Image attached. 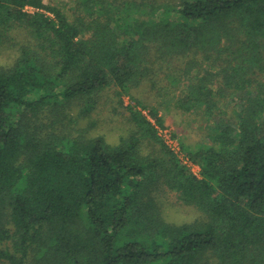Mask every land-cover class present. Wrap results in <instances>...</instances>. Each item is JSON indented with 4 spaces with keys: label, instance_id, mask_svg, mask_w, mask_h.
<instances>
[{
    "label": "trees",
    "instance_id": "obj_1",
    "mask_svg": "<svg viewBox=\"0 0 264 264\" xmlns=\"http://www.w3.org/2000/svg\"><path fill=\"white\" fill-rule=\"evenodd\" d=\"M12 46L17 59L0 68V264H264V0H75L67 11L0 0V47ZM161 70L171 91L187 78L176 106L208 125L242 96L234 121L181 142L200 176L165 144L144 151L158 140L150 118L165 122L139 92H160ZM113 87L137 131L116 145L74 136L75 102L88 111ZM164 187L206 220L168 223Z\"/></svg>",
    "mask_w": 264,
    "mask_h": 264
},
{
    "label": "rangeland",
    "instance_id": "obj_2",
    "mask_svg": "<svg viewBox=\"0 0 264 264\" xmlns=\"http://www.w3.org/2000/svg\"><path fill=\"white\" fill-rule=\"evenodd\" d=\"M46 4L60 5L65 11L70 7H74L75 0H43ZM29 11H35L33 8H29ZM20 39V38H19ZM21 41V40H20ZM18 57L17 47H0V68L13 65ZM194 56H189L188 61L194 60ZM200 62L202 57L198 58ZM183 65L182 61H176L170 67V71L174 74L179 73ZM167 68V65H164ZM206 66V64H205ZM193 73H196V69L192 68ZM169 70L163 72L161 70V75L157 76L156 83L157 87L161 91L153 90L149 83H145L148 87H144L139 92V96L143 99L145 104L148 105L149 109L154 106L160 113V116L164 119V126H160L157 122L150 118L156 126L160 128L169 129L173 136L181 142H185L187 145L194 147L201 142L206 141V137L209 133L208 127L224 119L225 121H234V112L239 110L241 106L242 96H236L235 98H229L225 103L222 104L223 114L217 111L213 120L209 122L203 115H198L195 112H187L185 110L179 109L176 106V101L180 95L182 87L186 85L187 78H182L179 84V89L171 91L170 79L167 78L166 74L170 73ZM160 74V72H159ZM185 80V81H184ZM167 89V90H165ZM118 89L113 87L96 97V101L93 108L85 111V101L79 100L75 102L73 108L68 113V119L64 122L66 128H68L74 136H84L85 138L91 139L94 137L102 136L110 144L116 145L121 139H125L137 131L136 125L133 122L130 111L128 110V105L130 104V97L124 96L119 98L117 95ZM237 101V105L234 102ZM148 114L147 111L143 112ZM47 117V116H45ZM49 120L45 119L42 123H48ZM51 129L44 127V134H48ZM158 142L155 139H144L143 148L146 153L155 152L159 150L161 145L164 144L163 140L158 134ZM168 148V147H167ZM169 149V148H168ZM198 172V170H197ZM156 199L161 207L162 215L164 219L175 225H181L185 223H199L206 220L203 213L194 207L184 205L178 196L170 191L168 188H162L155 193ZM34 259L30 256L28 264H34ZM213 264H217L214 261Z\"/></svg>",
    "mask_w": 264,
    "mask_h": 264
},
{
    "label": "built area",
    "instance_id": "obj_3",
    "mask_svg": "<svg viewBox=\"0 0 264 264\" xmlns=\"http://www.w3.org/2000/svg\"><path fill=\"white\" fill-rule=\"evenodd\" d=\"M157 131L164 144L169 148V150L179 158L183 164L187 165L192 169L193 173L197 176H200V168L198 165L194 164L190 157L186 155L185 151L182 149L179 141L173 136L172 132L169 129L160 128L156 126ZM198 170V172H197Z\"/></svg>",
    "mask_w": 264,
    "mask_h": 264
}]
</instances>
